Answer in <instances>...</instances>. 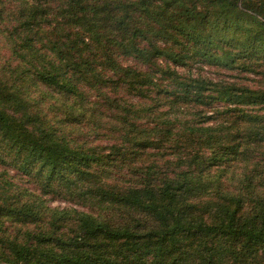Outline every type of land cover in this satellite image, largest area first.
<instances>
[{
	"label": "trees",
	"instance_id": "trees-1",
	"mask_svg": "<svg viewBox=\"0 0 264 264\" xmlns=\"http://www.w3.org/2000/svg\"><path fill=\"white\" fill-rule=\"evenodd\" d=\"M0 36V264H264V0H1Z\"/></svg>",
	"mask_w": 264,
	"mask_h": 264
},
{
	"label": "rangeland",
	"instance_id": "rangeland-1",
	"mask_svg": "<svg viewBox=\"0 0 264 264\" xmlns=\"http://www.w3.org/2000/svg\"><path fill=\"white\" fill-rule=\"evenodd\" d=\"M15 1L16 0H12L13 6L15 5ZM0 2H1V0H0ZM1 39H3L2 36H0V54H5L6 51L3 49V46L1 44V42H2ZM160 63H162L163 65H165V63H168L169 65L173 66L174 69L180 74L181 77H186L189 75L190 76H196L197 74L200 73L202 75L208 76L212 80H216L218 77L219 80L222 79V80H225L229 83H244L247 86H257L256 82L254 80H252L253 78H255L254 76H250L249 78H246V77H244L245 74L241 75L237 71H229L227 69H219L216 66H209V65H205V64L202 65L199 62H197L193 68H191L189 66H180V65L174 66L172 64L174 62L169 61V60H164L162 58L160 59ZM201 65H202V67L199 68ZM245 76H247V75H245ZM167 79L168 78L163 79V82H165L166 84L173 82L172 80H170V79L167 80ZM168 89L170 92H172L171 95L174 94L173 93L175 90L174 87H170ZM208 94L212 95V98L210 99V103L203 105V106H200V109L202 110V112L200 113V116L198 119H196V121L201 122V120H203L204 118H206L207 121L204 120L203 122H205V123H202V124H206V122L213 121L214 119H208V118L210 116L217 117L218 116L217 109H221V111H225V112L227 111L226 109H229L228 114H233V116H234V114H236L235 108H238L236 106V104L230 103L227 107H224V105L227 103L226 100L219 99L217 97V95L216 96L214 95L213 91H211ZM184 107H185L184 109L187 112V114H191V112L194 110L193 104H190V103L184 104ZM241 107H244V106L241 105ZM263 113H264V110L261 111V114H263ZM253 114H256V113L253 112ZM161 152H163V151H161ZM9 170H10L9 172L12 175L16 173L14 170H12V168H10ZM50 203L52 206H58V207H66V206L71 205V203H69L68 201L62 200L59 198H55Z\"/></svg>",
	"mask_w": 264,
	"mask_h": 264
}]
</instances>
